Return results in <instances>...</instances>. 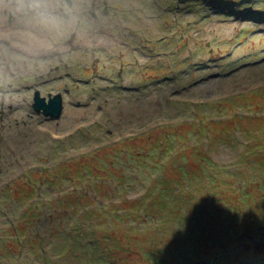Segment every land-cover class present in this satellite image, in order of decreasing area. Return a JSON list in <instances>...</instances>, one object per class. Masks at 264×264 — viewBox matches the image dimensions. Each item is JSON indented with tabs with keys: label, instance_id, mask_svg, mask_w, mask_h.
<instances>
[{
	"label": "rangeland",
	"instance_id": "374dc122",
	"mask_svg": "<svg viewBox=\"0 0 264 264\" xmlns=\"http://www.w3.org/2000/svg\"><path fill=\"white\" fill-rule=\"evenodd\" d=\"M45 1L0 0V264H264V0Z\"/></svg>",
	"mask_w": 264,
	"mask_h": 264
},
{
	"label": "trees",
	"instance_id": "16d2710c",
	"mask_svg": "<svg viewBox=\"0 0 264 264\" xmlns=\"http://www.w3.org/2000/svg\"><path fill=\"white\" fill-rule=\"evenodd\" d=\"M226 2H227V4H229V3H231V1L230 0H225ZM208 117H213V116H209V115H207ZM207 116L206 117H203V118H201V123L200 124H193V127H194V130L197 132V134H198V138H200V137H203V136H206L207 134H209L210 132H211V129H209V125H210V123L209 122H213V123H217V121L216 120H209V121H207V123L204 121V120H206L207 119ZM202 124H204V125H206V128H205V126L204 125H202ZM225 133H227V134H230L231 135V132H229L228 130L227 131H225ZM211 134V133H210ZM201 139V138H200ZM132 140V139H131ZM134 142H136V141H134ZM159 145L161 146L162 144H160L159 143ZM162 147V146H161ZM100 151V149L99 150H96V151H94V152H92V153H89V154H85L84 155V158H87V157H90V156H93L95 153H97V152H99ZM83 158V159H84ZM83 159H78L77 158V160L76 161H81V162H79V166L80 165H82V166H84L85 168H88V172L90 171V168H89V166H86V164H85V162L83 161ZM69 164H70V162H69ZM99 168V167H98ZM101 171H103L104 169H102V168H99ZM98 169V170H99ZM99 170V171H100ZM87 172V173H88ZM99 176H101V178L102 179H106L107 178V176H105V175H101V174H99ZM72 179H74L75 177H74V175L73 176H70ZM96 185H99V184H96ZM95 185V186H96ZM96 187H98V186H96ZM34 191V190H33ZM36 194V192L34 191V195ZM95 211L96 212H101V213H103V212H105V211H101V210H97V209H95ZM95 212V213H96ZM127 214H123L124 216H127V215H132L133 213H134V209L133 208H127ZM241 213H244V214H246L245 213V211H243V209L241 210ZM104 214V213H103ZM119 215H121V216H123L122 214H119ZM116 217H118V215H115ZM117 219V218H116ZM221 229L222 230H225V232L227 233V234H234V236L233 237H231V240L234 242V243H239V241L237 242V237H236V235H235V233H237L236 231H234V229L232 230V232H231V228H230V226H228V224H226V223H222V225H221ZM235 232V233H234ZM179 233V232H178ZM177 233V234H178ZM248 236V243H252V240H251V236L252 235H250V234H245L244 236ZM189 240L190 241H192V242H194V237L193 236H189ZM184 241L185 242H187L185 239H184ZM17 243L19 242V239H17V241H16ZM191 242V243H192ZM189 246H192V245H189ZM238 245H236L235 246V248L237 247ZM162 251L163 250H161L160 252H161V255L164 253V251H163V253H162ZM232 251H233V249L232 250H227V251H225V253H232ZM165 254V253H164ZM181 255H183V254H181ZM153 262H155L156 264H176V263H171V260H169L168 258H165V259H160V258H158L157 260L155 259ZM199 264H202V262L203 261H201V262H199V261H197ZM180 264H187V263H180ZM216 264H222L220 261L219 262H216Z\"/></svg>",
	"mask_w": 264,
	"mask_h": 264
},
{
	"label": "water",
	"instance_id": "95a60500",
	"mask_svg": "<svg viewBox=\"0 0 264 264\" xmlns=\"http://www.w3.org/2000/svg\"><path fill=\"white\" fill-rule=\"evenodd\" d=\"M61 101V95H57L50 99L49 103H47L44 98L40 99L39 96H37L34 107L38 112L42 111L45 116L59 118L63 112V105L61 104Z\"/></svg>",
	"mask_w": 264,
	"mask_h": 264
},
{
	"label": "flooded vegetation",
	"instance_id": "af4514ba",
	"mask_svg": "<svg viewBox=\"0 0 264 264\" xmlns=\"http://www.w3.org/2000/svg\"><path fill=\"white\" fill-rule=\"evenodd\" d=\"M82 3H87L86 6L82 4V8H84V16H93L94 18L101 16V2L98 0H86L85 2V0H83ZM59 9L63 10L64 8L61 6ZM70 15L73 16L71 13Z\"/></svg>",
	"mask_w": 264,
	"mask_h": 264
}]
</instances>
